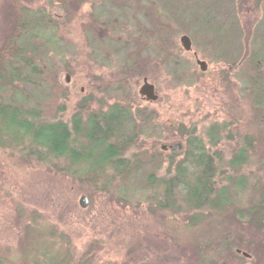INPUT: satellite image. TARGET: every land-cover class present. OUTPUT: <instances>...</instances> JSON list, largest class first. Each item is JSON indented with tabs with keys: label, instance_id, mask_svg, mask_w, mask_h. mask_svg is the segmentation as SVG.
I'll return each mask as SVG.
<instances>
[{
	"label": "rangeland",
	"instance_id": "rangeland-1",
	"mask_svg": "<svg viewBox=\"0 0 264 264\" xmlns=\"http://www.w3.org/2000/svg\"><path fill=\"white\" fill-rule=\"evenodd\" d=\"M14 1L29 7L31 20H37V11L53 20L48 39L36 41L40 47L34 61L68 90V97L60 98L63 120L71 118L81 99L91 97L95 112L119 102L149 116L151 136L138 145L151 148V156H159L163 145L179 142L182 149L174 154L178 163L186 156L189 139L197 138L227 161L252 134L261 139L257 150L264 151V113L246 92L240 66L232 64L235 55L242 54L239 64L245 60L243 50L250 51L264 20V1L220 0L216 6L217 1L205 0L197 6L200 0H0V46L11 28ZM187 5L190 15L185 17ZM177 10L183 16L180 22L173 16ZM217 10L232 13V21L223 24L225 17ZM201 18L220 24L205 29L196 23ZM219 25L224 28L216 39ZM183 34L191 37L207 70L184 49ZM144 77L155 84L156 101L142 99ZM40 93L50 96L48 88ZM212 139L217 145L210 146ZM135 149L129 157L139 153ZM260 151L242 170L252 181H264ZM89 167L82 160L74 169L85 177ZM119 185L105 177L92 187L56 173L50 163L0 148V262L52 264L68 253L70 264H200L202 258L206 264H264V236L233 214L204 212L202 221L189 224L185 213L151 203V193L140 190L139 178L127 192ZM177 192L176 204L184 206L182 192ZM82 195L89 198L86 208L80 205ZM29 232L39 240L25 242Z\"/></svg>",
	"mask_w": 264,
	"mask_h": 264
},
{
	"label": "trees",
	"instance_id": "trees-1",
	"mask_svg": "<svg viewBox=\"0 0 264 264\" xmlns=\"http://www.w3.org/2000/svg\"><path fill=\"white\" fill-rule=\"evenodd\" d=\"M204 1H197L196 5L200 6ZM213 1H217L216 6L220 5V0ZM13 4L16 8L11 28L0 46V148L18 150L26 160L34 158L40 163H50L56 173L72 175L92 187L110 177L113 182H120L118 189L127 192L133 180L139 178L142 182L140 190L151 193L148 197L151 203L159 209L185 213L189 224L202 221L206 217L204 212L212 216L231 213L264 236V181H252L242 173L251 163L252 156L260 151L256 148L260 137L246 135L244 146L234 149L227 161L202 140L191 138L185 158L176 165L174 154L177 151L167 154L159 150V156H151V148L138 145L143 137L151 136L148 133L151 118L134 110L130 104L116 102L106 111L95 112L90 108L93 99L85 97L71 118L63 120L59 116L64 109L60 98H67L68 90L34 61L40 47L38 42L42 44L48 39L45 35L50 27L53 28V20L43 11H37L36 21L31 20L27 5L17 1ZM188 6H185L184 13L183 9L180 12L185 17L190 15L186 13ZM178 10L173 14L176 22L183 17L177 16ZM217 13L219 17H225L223 24L232 21L229 20L232 13L227 15L220 10ZM196 21L197 25L212 30L220 24L202 18ZM111 24L116 27L115 23ZM220 28L224 25L216 29V39ZM249 47V52L243 50L245 60L232 64L240 66L246 92L251 95L253 105L264 113V20L257 26ZM126 65L125 68L133 66ZM44 88L49 89V97H42L40 92ZM38 93L40 97L37 98ZM209 144L217 145L214 139ZM133 148L140 149L139 153L129 157L128 152ZM259 155L258 162L264 168V151ZM82 160L90 164L84 172H87L85 177L74 169ZM60 161L67 164L62 165ZM167 162L166 172L160 173ZM174 167L175 173L172 171ZM108 171L112 174L109 175ZM178 190L182 192L184 206L176 204ZM39 238L29 232L25 242H37ZM67 256L68 253L62 261L52 264H70ZM200 264H206L203 258Z\"/></svg>",
	"mask_w": 264,
	"mask_h": 264
},
{
	"label": "water",
	"instance_id": "water-1",
	"mask_svg": "<svg viewBox=\"0 0 264 264\" xmlns=\"http://www.w3.org/2000/svg\"><path fill=\"white\" fill-rule=\"evenodd\" d=\"M58 2L62 3L63 0H57ZM181 43L183 47L186 50H191L192 49V40L191 37L187 34H183L181 36ZM197 63L199 64L201 70L205 71L207 70V62L202 59H197ZM67 81H69V77H67ZM140 95L145 97L147 100L151 101H156L159 98V94L156 90L155 84L149 81L148 77H144L143 79V84L140 87ZM163 150H171V151H178L182 149V144L181 143H175L171 145H163L162 146ZM80 205L83 208H86L89 205V198L87 195H82L80 198ZM244 255L248 256L249 254L247 252H243Z\"/></svg>",
	"mask_w": 264,
	"mask_h": 264
},
{
	"label": "flooded vegetation",
	"instance_id": "flooded-vegetation-1",
	"mask_svg": "<svg viewBox=\"0 0 264 264\" xmlns=\"http://www.w3.org/2000/svg\"><path fill=\"white\" fill-rule=\"evenodd\" d=\"M158 47H159V46H158ZM184 49H185V48H184ZM185 50H186V49H185ZM186 51H187V52H190V53L193 52V56L196 58V60H197L198 58L201 59L200 56H199V52H198L197 50H194L193 47H192L191 50H186ZM230 58H233V56H230ZM240 58H242V54L238 53L237 55H235V59H234L233 63L238 62V60H240ZM141 97H142V99L147 100L145 97H143V96H141ZM138 111H140V110H138ZM140 112H141V111H140Z\"/></svg>",
	"mask_w": 264,
	"mask_h": 264
}]
</instances>
